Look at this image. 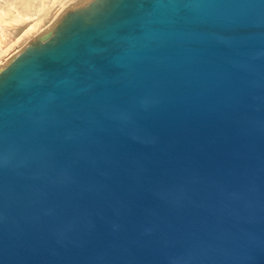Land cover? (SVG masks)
<instances>
[{
	"label": "water",
	"instance_id": "water-1",
	"mask_svg": "<svg viewBox=\"0 0 264 264\" xmlns=\"http://www.w3.org/2000/svg\"><path fill=\"white\" fill-rule=\"evenodd\" d=\"M0 264H264V0H91L0 68Z\"/></svg>",
	"mask_w": 264,
	"mask_h": 264
},
{
	"label": "rangeland",
	"instance_id": "rangeland-1",
	"mask_svg": "<svg viewBox=\"0 0 264 264\" xmlns=\"http://www.w3.org/2000/svg\"><path fill=\"white\" fill-rule=\"evenodd\" d=\"M89 1L0 0V68L27 44L51 31L67 11Z\"/></svg>",
	"mask_w": 264,
	"mask_h": 264
},
{
	"label": "bare ground",
	"instance_id": "bare-ground-1",
	"mask_svg": "<svg viewBox=\"0 0 264 264\" xmlns=\"http://www.w3.org/2000/svg\"><path fill=\"white\" fill-rule=\"evenodd\" d=\"M87 4V3H86ZM84 6V5H83ZM79 7H81V6H79ZM76 9V8H75ZM49 32V31H48ZM47 32V33H48ZM1 33V32H0ZM46 34V33H45ZM45 34H43V35H41V36H39L38 38H41V37H43ZM34 36V35H33ZM38 38H36V40L38 39Z\"/></svg>",
	"mask_w": 264,
	"mask_h": 264
}]
</instances>
